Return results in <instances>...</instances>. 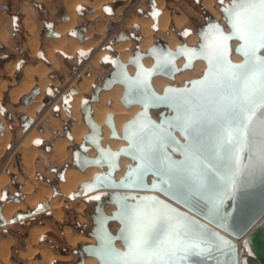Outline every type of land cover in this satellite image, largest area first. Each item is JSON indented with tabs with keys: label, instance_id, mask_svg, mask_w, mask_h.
<instances>
[{
	"label": "water",
	"instance_id": "1",
	"mask_svg": "<svg viewBox=\"0 0 264 264\" xmlns=\"http://www.w3.org/2000/svg\"><path fill=\"white\" fill-rule=\"evenodd\" d=\"M233 7V0L220 7L223 24L212 16L206 18L195 31L196 45L187 44L183 37V42L173 49L161 41L145 51L133 49L126 61L115 56L102 82L93 86L89 100L81 99L80 111L87 131L72 151V163L83 172L88 167L99 170L78 185L80 196H90L95 201L89 214L90 227L84 230L94 242L78 244V258L73 264H85L83 255L94 257L98 264H123L112 250L128 251L126 241L131 243L133 215L137 212L163 217L162 241L182 233L181 239L197 245L179 264H264V135L257 123L253 137L229 147L216 123L221 98L229 96L233 89L244 88L242 81L221 79L236 71L229 65L245 62L248 51H237L244 41L234 34L230 23L229 10ZM151 16L155 19V13ZM74 34L82 40L81 32ZM49 35L56 33L50 30ZM221 36L229 39L221 40ZM233 53L240 60H233ZM217 56L223 59L218 60ZM147 57L151 59L149 66L143 63ZM255 57L264 59V48L258 49ZM180 58L183 61L178 65ZM197 60L205 63L199 76L182 85L167 84L160 92L153 87V77L172 80L177 73L192 68ZM129 66L133 67L132 73ZM116 84L122 86L120 103L126 108L138 105L139 110L123 123L120 134L113 113L106 112L104 125L109 129V138L125 142L113 149L101 143L102 126L92 117L91 103L99 100L100 91ZM33 94L34 91L30 97ZM153 97L167 99L156 102ZM152 110H160L157 117ZM260 111L264 108H258V114ZM185 118L203 125L195 153L188 148L191 138ZM67 136L72 138L69 131ZM158 145V159L146 165L147 157ZM92 148L93 156L88 154ZM121 158L130 162L115 178L121 169ZM60 179L64 180L63 173ZM106 204L114 207L109 213L104 210ZM110 222L118 224L114 232L109 228ZM237 240L242 241L238 244Z\"/></svg>",
	"mask_w": 264,
	"mask_h": 264
},
{
	"label": "rangeland",
	"instance_id": "2",
	"mask_svg": "<svg viewBox=\"0 0 264 264\" xmlns=\"http://www.w3.org/2000/svg\"><path fill=\"white\" fill-rule=\"evenodd\" d=\"M0 1L4 3L5 1H10V0H0ZM54 1H55V3L56 2L58 3V1H60V0H54ZM214 1H215V4H214L212 9L215 12H217L218 17L217 16L216 17L220 21L223 22L221 12L219 10V8L221 7V4H222V0H214ZM76 5H78V3ZM76 5H75V7H76ZM178 7H180L179 8L180 12H178V15L184 17V19H183L184 21L182 22V24L179 28L183 27V24L186 22V20L189 17H191V18L189 19V21H187L185 23L184 27H189L191 29H194L196 24H199L202 22L201 16L198 13V9H197L198 6L194 5L192 2H189L188 0H181V1L180 0H164V8L167 10L170 11L171 9H175L174 13H176V11H177L176 8H178ZM205 7L206 6H204V8ZM37 9H38V7L35 8V10L33 11L32 14H33L34 21L37 25V31H38L39 36H40L39 37L40 42L42 43L44 38H46L45 36H49V32L51 30V28H49V30L46 31V27L53 25V23L56 21V18L58 15H56V13L53 15L52 14L48 15L45 12H42L41 10L39 11ZM118 9H119L121 16H123L125 14V12H128L127 16L122 21L120 20V18H119V20H116V17H117L116 13H114L113 16H110L107 14L104 6L99 5L100 13H99V15H97V17H95L93 19V25H94V23H97L96 26H98V27H96V26L95 27L102 29L103 38L100 36V34L95 32L92 36V39L95 40L94 46H92L93 48L90 47L89 49H86L85 51H83L82 50L83 47H78L81 49L76 50L77 49L76 48L75 54L74 55L71 54L72 56H70V57L69 56L67 57L66 56L67 54L66 55L60 54L61 51L58 52L57 50H55V56H56V58H58L61 65L64 64V65H62V66H64V68L60 67L59 70H57V72H56V76L54 78H52L53 72L51 71V69H48V67H47L48 65H46L47 69L45 70L46 72H44V74L47 75V78L50 77L54 80L55 86H53L51 84H48L47 86L45 85L46 87L43 89V94H42V98L40 100V103L37 106V108L35 109V114H34L35 118L34 117L32 118L26 114H25L26 116L24 117V119L21 118L22 115H24L23 114L24 111L21 109V107L25 106L26 99H28L29 101H32V97L26 98V95L32 93L34 91V89L37 90L36 88L33 87L34 81L32 79V76L35 75V73L31 76V79H32L31 88L25 94H23L20 98L19 97L17 98L18 102H17V100L15 101V102H17L15 104V106H17V110L15 108H12V106L9 105L8 102L4 99V97H5L4 94L2 95V99L0 100V109H1V113H2L3 117L0 119L3 123V125L5 126V128L8 130L9 136H8L7 141L4 144L5 149H3V152H1L2 154L0 155V173L2 174L1 176H6V175L10 176L11 172L9 171V169H11L18 162L19 154H20V160H21V154L28 149L27 147H24V145H22V141H21L20 136L22 134H24V132H26L30 127H32L35 131H40L43 127L58 128L59 130L54 129L55 131L54 130L52 131L51 137L52 136L56 137L57 135L64 133L65 131L67 132V130L69 129L70 123L72 121V118L70 117V110H69V99L71 97V94L74 93L73 90L75 89V84L78 81H80L83 76L88 75L87 73H89L93 77V81L91 84V87H92L93 83L99 82L103 78V76L107 74V72L111 68V60L113 58H115V56H120L119 54H121L120 51H117L113 47L114 43L127 40L129 43H128V46L125 48L127 50H130L131 54H132V49L139 48V46H138L139 40L135 41L132 36L135 34L141 38L142 33L139 31V25L138 24L130 22L131 18L133 16H141V15L144 16L145 13L151 15L152 13L158 12V8L156 7L155 0H120L119 5H117V7H116V12ZM206 10L207 11L209 10V13H211L214 16V13L212 10H210L208 8ZM129 11H130V13H129ZM5 13H6V10H5V12L0 13V14L2 15ZM190 14H191V16H190ZM75 21H76V18H75ZM78 21H79L78 25L76 26V28H74L75 30H71V31H74V32L76 30L82 31L84 29L83 26L85 25V22L87 21L86 17H83L82 15H80V18ZM74 24H73V26H74ZM154 25L155 24L152 22V25H151V29L153 31L152 41H154L155 37H158V38L162 39L163 41L167 42V37H168L167 30L162 31V30H159L158 28L154 29L153 28ZM95 27H94V29H95V31H97ZM168 28H169V31L174 33L175 35H176L177 31L181 30V29L180 30L177 29L172 22L168 23ZM45 31H46L45 34H47V35L41 33V32H45ZM71 31H68L67 34H69V35L72 34ZM120 31H124L128 34V36H126L125 39H123V40H118L119 35H120L119 34ZM99 45H100V47H99ZM16 48L18 49V46ZM99 51L101 52L99 58L96 59V57H92V54L94 52L98 53ZM0 53H1V51H0ZM61 53H63V52H61ZM233 54L235 55V53H233ZM7 56H9V55H7ZM28 58L29 57H27V58L25 57L24 59L27 61H24L23 59H21V57H19V59H17V62H16L15 73L12 74L11 77H8V76L3 74L2 78H4L5 80H10L11 86L15 87V86H17V84L19 82L18 77L20 75V69L22 67L23 62H28V63L33 64V63L37 62V60L46 61V59L43 56L40 48H39L37 55L33 56V58H29V59ZM3 59H5V57L0 56V64L2 63ZM68 70H70V71H68ZM76 73H77V75L75 76L74 74H76ZM199 75H197V76H199ZM24 76H25V78L30 77V76H26L25 74H24ZM197 76H195V77H197ZM167 80H168V84H174L173 80L168 79V78H167ZM20 81H21V79H20ZM35 81H36V79H35ZM70 82H71V84H69ZM24 83H25V79L23 80L21 85ZM66 85H69V86H66ZM91 87L88 89V94H89V91L91 90ZM36 92H38V91H36ZM35 94H37V93H35ZM159 111L160 110H152L153 116L157 117V114ZM8 113H11V118H9V119L6 117V115ZM28 119H31V123H28V121H29ZM34 120H36L35 121L36 123L34 122ZM81 120H82V117H81ZM9 130H11L12 134H10ZM37 136H38V138H36ZM67 138L69 139V137H67ZM36 141H38V143L41 144L38 146H43L44 140L40 139L39 134H38V135L34 136V138L31 141L30 146H34V148L36 149V157H35L34 162H33L34 169L36 167L35 175L41 181H43V179H44V178L42 179V177H41V175H43L49 181L48 183L49 184L51 183V185H49L45 181H43V183H42L41 181L38 180V178L36 176H34L33 180H31V183L33 186L30 184L32 187V193H34L36 190L42 189L43 187H46V188L49 187V188L53 189L56 196L58 197V202L60 203V206H59L60 214L58 217H55V218L51 214V217L48 218V220L50 221L51 230L48 229V230H46L45 233L40 234V236H39L40 242H38V240H37V243L32 244L29 249L32 250L35 247L36 248L38 247V248H41L45 251L52 252L55 258H50V261L48 264H73V261H75L76 258H75L74 254L69 252V250L75 249L76 246H78V244H80V242L78 244L74 245L73 247H70L68 245L67 234L70 233L69 234L70 236L77 235L78 234L77 229L80 230V233H81L82 232L81 228L89 222V214L92 212V208H91L92 205L90 204V198L91 197L90 196H87V197L80 196L78 188L75 191L68 194L67 196H63L61 193H59L58 183L61 180L57 179L54 176V173H52V171H49L48 168H49V165H52L51 170H54V172H56L55 170L60 169V166H57V165H60L61 163H63V161L49 162V160L45 156V153L38 149V148H41V150H42L43 147H36L37 146ZM75 144H76V142L69 141V143L66 145V147H67L66 152L68 153L67 158L69 160H70V156H71L70 152H71V150H73L75 148L74 147ZM46 161H48V162H46ZM48 163H50V164H48ZM37 170L39 171L38 173H37ZM33 172H34V170H33ZM63 172H64V169H63ZM39 173H40V175H39ZM32 175H33V173H32ZM27 178H28V176H27ZM14 183H16V181L11 179L10 182L5 184V186L1 188V200L4 198H7L6 196H3V190H5V189L14 190L15 191L14 193L20 199H22V197H24L25 194L19 193L18 188ZM0 186H2V184ZM33 190H34V192H33ZM35 193H38V192H35ZM48 197H50V196H47L46 199ZM52 197H54V196H52ZM25 199H26V195H25ZM24 203L28 204L24 200L22 205L19 207V209H21L23 207ZM35 204H36V202H34L33 204H29V205H31V207H33V205H35ZM28 207L29 206L26 205L27 209H28ZM112 208H113V205H111V204H107L105 206L106 212L110 211ZM40 216H41V214H40ZM35 218H37V217H35ZM48 220L46 219V221H48ZM90 222H91V220H90ZM30 226L31 225H29V224H25L16 235H15L14 230L9 231V232H11V234L14 237L17 236L13 242L12 247H11V252H12L11 261L13 262V264H28L29 262H33V260L38 258L37 255H33L31 258H26L24 256L23 257L18 256V253L16 252V249H18V250L24 249V247H25L24 239H25V236H27V229ZM46 227L48 228L47 224H46ZM89 227H87L86 229H89ZM117 227L118 226H117L116 222H110V228H111L112 232H114L117 229ZM68 228H70V232L64 233L63 232L64 229L67 230ZM14 229H17V228H14ZM75 229H76V231H75ZM4 235H5V231H3V230L0 231V238H2V236H4ZM81 243H84V242H81ZM62 254H66V258L68 257L67 254H70L72 256V258H71L72 260L71 259L70 260H64V259L60 260L59 259L60 257L62 258L63 256H65ZM0 264H2V263H0Z\"/></svg>",
	"mask_w": 264,
	"mask_h": 264
},
{
	"label": "bare ground",
	"instance_id": "3",
	"mask_svg": "<svg viewBox=\"0 0 264 264\" xmlns=\"http://www.w3.org/2000/svg\"><path fill=\"white\" fill-rule=\"evenodd\" d=\"M104 1H106V0H90V1H87V0H64V5L66 8V12L69 16V19L65 22H62V23L59 22V24L54 28L55 31H57L60 36L56 37L50 41L51 42V48L48 47L49 48V50H48L49 56L48 55L47 56L50 57L48 59L50 60L51 63L57 64V62L54 58V53H53V51L55 49L65 53L67 55H71L74 53L75 49L78 47H83L82 49H89L90 47L94 46L95 40L90 38L91 32L94 30V28H92V27H89L88 31L86 32V36L88 37V40L85 42H82V43H79L77 40H75L72 37L66 36L65 33L75 23L76 13H75L74 7L77 3H85L89 6H91L94 9V11L89 15V17H90V19H93L95 16L99 15V13H100L99 5L101 3H103ZM155 3H156V7L159 9L155 20H153L152 17H150L149 15H144V16L141 15V16H133L131 18V21H130L131 23L138 24L139 25V31L142 33V37L138 41V46H139V49L141 51H145L146 48L153 43V41H152L153 31L151 29L152 22L156 25V27L159 30H162V31L167 30V32H168L167 44L169 45L170 48L173 49L176 45H179L183 42V39L178 38L174 33L169 31L168 23L173 22V24L176 26V28H179L181 26L182 22L184 21L183 20L184 17L179 16V15L175 14L174 12H171V11L165 9L164 8V0H155ZM203 3L208 9L213 11L215 17L216 16L218 17L217 12H215L212 9L214 4H215L214 0H203ZM127 13L128 12H125V14L123 16H121L119 9H118L116 12V14H117L116 20H119V18H120V20L122 21L127 16ZM129 13H130V11H129ZM27 19H29V18H27ZM28 22H30V21H28ZM221 23L223 24L222 21H221ZM28 25H29L28 28H29V33H30L29 39L34 40V43H36L37 40L35 41L36 35L33 33V25L32 24H28ZM96 27H98V26H96ZM96 30H97L98 34H100V36L103 38L102 29L96 28ZM225 30L227 31L228 28H225ZM197 41H198V36L196 35V32H192L190 35H188L185 38V42L189 45H196ZM26 43H28L30 45V41L26 42ZM128 43L129 42L127 40H124V41L116 42L113 45V47L117 51H120L121 54H119V55L123 61H126L127 57H129L131 55V51L127 50L125 48L128 46ZM235 44H236V42H233L232 46H234ZM99 47H100V45H99ZM31 49H30V51H31ZM34 49H36V47H34ZM100 54H101L100 51L98 53L94 52L92 54V57H96V59H97V58H99ZM231 58L235 61L240 60V56H238L237 54H235V55L232 54ZM182 61H183L182 58L178 59L177 64L180 65L182 63ZM143 63L146 66H149L151 64V59L147 57V58L143 59ZM204 67H205L204 61H202V60L195 61L193 63L192 68L186 69L184 71L177 73L174 76V79H172L173 83L175 85H181L184 80H189V79L195 78V76L199 75L203 71ZM128 70L132 73L133 67L129 66ZM44 72H45V68L40 67V66L27 67V68L24 67L23 73L26 76H30V77L25 78L24 84H22L21 86H18L16 88H13L8 92L9 97H10L9 99L12 102H15L21 94L26 93L31 88V86H32L31 76L34 73L38 75L37 86L39 89V93L37 95H35L33 100L30 101L29 103H27V105L21 107V109L26 113V115H28L32 118L33 117L35 118V116H34L35 109L37 108V106L40 103V100H41L42 94H43V89L45 88V85L48 81L47 78L45 77ZM77 73L74 75L76 76ZM92 81H93L92 75L88 74V75L83 76L82 79L75 84L76 92L71 94V97L69 99L70 117L74 121V123L69 128V131H70L72 138H69V139L67 137L57 138L54 141V154L53 155L62 156L64 154H66V149H67L66 145L69 143V141H74L76 143H79L81 141L83 133H85L87 131L86 125L81 120L82 114L80 111V106H81V99L88 96V89L91 87ZM69 84H71V82ZM152 84H153V87L157 91L160 92L162 90L163 86L168 84V80L166 77L155 76L152 78ZM66 86H69V85H66ZM121 93H122V86L119 84H116L109 90L100 91L99 100L91 103V106L93 109L92 117L97 123H99L102 126V141H101V143L103 145L109 144L111 146V148H113V149H117L120 145L124 144L125 142L123 140H116V139H110L109 138V129L104 125V119H105L106 112L113 113L115 127H116L118 133L120 134L121 127H122L123 123L127 119L131 118L139 110L138 105H134L130 108L124 107L119 101V97H120ZM27 95H31V93L27 94ZM0 96H1V92H0ZM35 121L36 120H34V122ZM3 129H4L3 133L0 134V153L5 148L4 144L7 141L8 136H9V132L5 128L4 125H3ZM36 135H38V132L35 131L32 127H30L26 132H24V134H22L20 136L21 141H22V145H24V147L28 148L26 151H24L21 154V161L25 164L24 170H25L28 178H31L33 170H34L33 162H34V159L36 157V149L34 148V146H30V145H31L32 139ZM88 154L93 156L95 154V150L93 148L90 149L88 151ZM129 162H130V160L127 158H121L120 159L121 169H120V171H117L115 173V178H118L122 175V173L124 172V169H125V164L129 163ZM98 170L99 169L97 167H88L83 172V171H81V170H79L73 166L68 167L64 171V175H63L64 180H62L58 183L59 193H61L63 196H67L68 194H70L71 192L75 191L78 188L79 183H81L82 181L91 179L92 174ZM5 181H7L6 177L1 176L0 177V185L2 183L4 184ZM22 191L26 195L25 201L28 204H33L34 202H36V203L37 202H44V201H46V197L51 196V194H52V189L49 187L41 190L39 193H32V187L29 183L22 186ZM22 203L23 202L12 203L11 201H5L2 205V208H1V211H2L3 215L5 216V219L11 218L13 212L15 210L19 209V207L22 205ZM47 204H48V206H47L48 209L51 210L52 216L54 218L58 217L60 214V210H59L60 209L59 208L60 203L58 202V197L57 196L51 197V199L48 200ZM110 211H108L107 213H109ZM117 226H118V224H117ZM109 228H110V223H109ZM46 230H48L46 225L41 226V227H36V228L34 227V229H31V231L29 232V235L27 237V240H25L26 244L28 245V248H29L30 244H33V243L35 244L37 242V240L39 239L40 234L45 233ZM63 232L64 233L70 232V228H68L67 230L64 229ZM77 233H78L77 235H73V236H70L69 235L70 233L67 234L68 245L70 247H73L74 245L78 244L79 242L80 243L81 242H84V243L94 242V239L92 237H88L85 234L83 235L80 232H77ZM241 241L242 240H237V243L240 244ZM6 245L7 244L3 243L2 248H4V249H2L1 247L0 248L2 249L1 251H2V255H3V259H5V262H6L5 264H9L7 261L8 253H7V250L5 248ZM116 245L121 247V245L118 241L116 242ZM24 255L27 258H31L33 255H40V259H37L33 262H29L28 264H48L50 261V258H55L52 252L45 251L41 248H34L32 250L29 249V251L23 253V256ZM67 255H68L67 258H66V254H65V256H63L62 258L60 257L59 259L60 260L61 259L70 260L72 258V256L70 254H67ZM83 260H84L85 264H98L97 260L94 257L83 255ZM256 264H259V263L257 262Z\"/></svg>",
	"mask_w": 264,
	"mask_h": 264
},
{
	"label": "snow or ice",
	"instance_id": "4",
	"mask_svg": "<svg viewBox=\"0 0 264 264\" xmlns=\"http://www.w3.org/2000/svg\"><path fill=\"white\" fill-rule=\"evenodd\" d=\"M233 5L234 7L229 10L230 23L234 34L244 41V45L237 51H244L245 48L248 51L245 52L246 59L243 64L229 65L236 71L221 77V79L244 83L243 89L239 91L233 89L229 96L221 98L223 103L216 114L219 135L229 147L237 146L253 137L257 123L260 125L261 135H264V111L258 114V108H264V59L255 57L256 51L264 48V0H233ZM220 39L226 41L229 37L221 36ZM217 59L223 58L217 56ZM153 99L160 102L167 97H153ZM177 119L180 117L178 116ZM185 119L188 135L191 138L188 148L195 153L198 150L203 125L201 122ZM159 148L158 145L147 157L146 165L158 159ZM262 163H264V149H262ZM132 224L131 243L128 244L126 241L128 251L120 253L118 250H112V254L122 259L123 264H179V261L197 248L196 244L181 239L182 233L162 241L161 233L165 229V221L163 217H157L155 214L137 212L133 215Z\"/></svg>",
	"mask_w": 264,
	"mask_h": 264
},
{
	"label": "crops",
	"instance_id": "5",
	"mask_svg": "<svg viewBox=\"0 0 264 264\" xmlns=\"http://www.w3.org/2000/svg\"><path fill=\"white\" fill-rule=\"evenodd\" d=\"M87 1H90V0H87ZM119 2H120V0H106V1L103 2L104 4L101 3L100 5L104 6V8L106 9V12H107L108 15L113 16L114 15V11L116 12L117 5H119ZM200 3L203 5V7L205 6L204 3H203V0H200ZM3 5L5 7L6 13L2 14V15L0 14V51H1L0 56L1 57L4 56L5 59H3L2 63L0 64V75H1L0 76V92H1L0 100L2 99V95L4 94V96H5L4 99L8 102V104L11 105L12 108H15L17 110V106H15V104L18 102V100H17V102H12L9 99L10 97H9L8 92L11 89L20 86L21 83L23 82V80L25 79V76H24V73H23L24 67L27 68V67L40 66V67L45 68V70H46L47 69L46 65H48L47 66L48 69H51V71L53 72V77L52 78H54L56 76V72H57V70H59L60 67L64 68V66H62L64 64L61 65L59 60H58V58H56V56H55V50L56 49L53 51V53H54V58H55L57 64L56 63L54 64V63L50 62V60L48 59V58H50V57H48L49 56L48 55L49 54L48 53V50H49L48 47L51 48V42L50 41L52 39L60 36L59 33L57 31H55L54 28L59 24V22L62 23V22L67 21L69 19V16H68V14L66 12V8H65V5H64V0H60V1H58V3L57 2L55 3L54 0H10V1H5L3 3ZM36 7H38L37 10H39V11L41 10L42 12H45L48 15H51V14L53 15L55 13H56V15H58L57 18H56V21L53 23V25H51L49 27V28H51V30L53 32L56 33V35L55 36L54 35L45 36L46 38H44L42 43L40 42V38H39L40 36H39L38 31H37V25H36V23L34 21L33 14H32ZM179 8L180 7L176 8L177 9V11H176L177 15H178V12H180ZM205 8L207 9V7H205ZM74 10H75V13H76V21H75L74 26L72 28H70L68 31L75 30L74 28H76V26L78 25V22H79L78 20L80 18V15H82L83 17H86L87 21L85 22V25L83 26L84 29L82 31H80V30H76L75 32L71 31L72 34H70V35L67 34V32H68L67 31L66 32V36L72 37L75 40H77L79 43H82V42H85V41L88 40V37L86 36V32L88 31V28L89 27L94 28L96 26L97 23H94V25H93V19L95 17H97V16H95L93 19H90L89 15L94 11V9L91 6H89V5L85 4V3H78V5H76V7H74ZM158 11H159V9H158ZM157 14H158V12L155 13V19H156ZM144 15H149V14L145 13ZM149 16L152 17L151 15H149ZM27 18H29V19H27ZM155 19H153V20H155ZM27 20L30 21L31 23L28 22ZM187 21H188V19L186 20V22ZM185 23L183 24L182 28H184ZM28 24H32L33 25V33L36 35L35 41L37 40L36 43H34V40L29 39L30 33H29V28H28L29 25ZM154 26H156V25H154ZM182 28H177V29L180 30ZM78 31L81 32L82 40H79V39H77L75 37L74 33L78 32ZM95 32L98 33L97 31H95V29L91 32V37H90L91 39H92V36H93V34ZM45 35H47V34H45ZM29 41H30V45L28 43H26V42H29ZM16 45L18 46V49L16 48L17 47ZM34 47H36V49H34ZM39 48H40L43 56L45 57L46 61L37 60V62H35L33 64L32 63H28V62H23L22 67L20 69V75L18 77L19 82H18L17 86H15V87L11 86L10 80H5L4 78H2L3 74L8 76V77H11L12 74L15 73V71H16V62H17V59H19V57H21V59H23L24 61H27L24 58L25 57L26 58L27 57L33 58V56L38 54ZM30 49H31V51H30ZM78 49H81V48H77L76 50H78ZM76 50L74 51V53L72 55L75 54ZM82 50L85 51L86 49H82ZM57 51L60 52L59 50H57ZM60 54L66 55L65 53H61V52H60ZM7 55H9V56H7ZM72 55H66V56L70 57ZM68 71H70V70H68ZM87 74H89V73H87ZM45 76L47 78V75H45ZM52 78H50V77L47 78L48 82L46 83V86L48 84H51V85L55 86V82H54V80ZM20 79H21V81H20ZM32 79L34 81V86L33 87L37 89V90L34 89V94L31 96L32 100H33L35 95H37L38 92H39L38 86L36 84L37 81H38V75L37 74L33 75ZM35 79H36V81H35ZM36 91H38V92H36ZM35 93H37V94H35ZM22 95L23 94H21L19 96V98ZM29 102L30 101L27 99L25 101V105H27V103H29ZM23 114L24 115H22V117H21L22 119H24L23 117L26 116L25 112H23ZM2 117L3 116H2V113H1V109H0V118H2ZM6 117L8 119L11 118V113H8L6 115ZM72 121L70 123V126L74 123V121L73 122ZM0 125H1L0 134H2L4 129H3V123L1 121V119H0ZM70 126H69V128H70ZM54 129L59 130L58 128H55V127L54 128L53 127L52 128L51 127H49V128L48 127H43L40 131H37L38 134H39V138L43 139L44 141H43V146H38L36 144L37 142L35 144L37 145L36 147H43L42 150H41V148H38V149L45 153V156L47 157L49 162H52V161H58V162L59 161H63V163H65V166H64V171H65L68 167H71V166L74 167V165L72 163L73 162L72 161V155L70 156V160H69L67 158V156H68L67 152H66V154H64L62 156H56V155H53V154H54V141L57 138H60V137H68L67 136V132L65 131L66 133L64 132V133H61V134L57 135L56 137H54V136L51 137L52 131ZM9 131H10V134H12L11 130H9ZM67 131H69V129ZM36 138H38V136ZM50 139H51V141H50ZM77 144L78 143L75 144V146H74L75 148H76ZM73 150H71V153H72ZM66 151H67V149H66ZM1 154L2 153H0V155ZM46 162H48V161H46ZM48 164H50V163H48ZM24 169H25V164H23L22 161L20 160V154H19L18 162L11 169H9V171L11 172V175L10 176L6 175L5 177H6L7 181H5L4 184L2 183V186H0V231H2V230L5 231V235L2 236V238H0V247L2 248L3 243L7 244L5 248H6L7 253H8L7 261H8L9 264H13V262L11 261V254H12L11 247L13 245L14 240L17 237V236L14 237L11 234V232H9V231L14 230L15 235H16L25 224L31 225L27 229V236H25V239H24V245H25L24 249L23 250L16 249V252L18 253V256H22L23 257V253L29 251V248L32 245V244H30L29 248H28V245L26 244V241H25V240H27V237H28L29 232L31 231V229H34V227L35 228L36 227H41V226H44V225L47 224L48 229L51 230L50 221L48 220V218L51 217V210L48 209L47 202H48V199H50L52 196H56V194H55L53 189H52L51 196L48 197L46 199V201L37 202L35 205H33V207H31V205H29V204H25L24 203V205H23V207L21 209L15 210L13 212L11 218L5 219V216L3 215L2 211H1L2 205H3V203L5 201H11L12 203H17V202L19 203V202H23L25 200V195H24V197H22V199H20L14 193L15 191L11 190V189H5L4 190L6 192V197L7 198H4V199L1 200V188L4 187L5 184L10 182L11 179L16 181V186L18 188V191H19V193H22V194H24L23 191H22V186L23 185H25L26 183H29V184L32 185L31 180H33V177L36 176L35 175L36 167L34 169V172H33V175H32L31 178H27V174H26ZM0 175H2V174L0 173ZM38 180L41 181L39 178H38ZM43 181H45V180L43 179ZM43 181H41V182L43 183ZM45 188L46 187H43L42 189L36 190L35 192L39 193L41 190H43ZM33 192H34V190H33ZM26 205L29 206L28 209L26 208ZM40 214H41V216H40ZM35 217H37V218H35ZM46 219L48 221H46ZM14 228H17V229H14ZM38 242H40L39 239H38ZM1 248H0V251L2 249H4V248H2V249ZM24 257H26V256L24 255ZM37 257H38L37 259H40V255H37ZM37 259H35V260H37ZM35 260H33V261H35ZM0 263H2V264L6 263L5 259H3L2 251L0 252Z\"/></svg>",
	"mask_w": 264,
	"mask_h": 264
},
{
	"label": "flooded vegetation",
	"instance_id": "6",
	"mask_svg": "<svg viewBox=\"0 0 264 264\" xmlns=\"http://www.w3.org/2000/svg\"><path fill=\"white\" fill-rule=\"evenodd\" d=\"M181 1V0H180ZM189 1V0H188ZM230 0H222V4H221V6H223V5H225L226 3H228ZM189 2H191V1H189ZM220 9V8H219ZM208 12H209V10H208ZM114 13H116L115 11H114ZM210 15L212 16V17H214L211 13H210ZM190 16H191V14H190ZM191 17H189L188 18V21H189V19H190ZM214 18H216V19H218L217 17H214ZM114 20V19H113ZM219 20V19H218ZM205 21H206V19H205ZM220 21V20H219ZM112 22V21H111ZM220 23H221V21H220ZM200 27V26H199ZM197 30V28L196 29H191V28H189V27H184V28H182L180 31H178L177 33H176V35L179 37V38H181V39H183V37H187L188 35H190L192 32H195ZM120 35H119V38H118V40H123V39H121V36L123 35V36H128V34L126 33V32H124V31H120V33H119ZM133 37V39L135 40V41H137V40H139L140 39V37L139 36H137V35H133L132 36ZM161 41H163L162 39H160V38H158V37H155L154 38V41H153V43H157V42H161ZM133 50V49H132ZM114 59V58H113ZM112 59V60H113ZM111 60V61H112ZM111 69V68H110ZM109 69V70H110ZM109 72V71H108ZM107 72V73H108ZM107 75V74H106ZM105 77V75L103 76V78ZM103 78L99 81V82H95V83H93V85H92V87H91V90L89 91V94H88V96L87 97H85L84 99H85V101H88L89 100V98L91 97V95L93 94V92H94V90H93V86L95 85V84H99V83H101L102 82V80H103ZM50 141H51V139H50ZM77 146V145H76ZM48 147V146H47ZM71 153V152H70ZM71 155H72V153H71ZM64 175V174H63ZM49 184V183H48ZM49 185H51V183L49 184ZM90 204L92 205L91 206V208H92V210H93V205L95 204V201L93 200V199H91L90 198ZM107 205V204H106ZM105 205V206H106ZM105 206H104V210H105ZM106 211V210H105ZM107 213V212H106ZM90 224H91V222H90V218H89V222L87 223V224H85L82 228H81V233H83V234H85L84 233V230L87 228V227H89L90 226ZM75 231H76V229H75ZM80 232V230H78L77 229V232ZM87 236V235H86ZM72 249V248H71ZM78 249V246H76V248L75 249H72V250H69V252L70 253H72V254H74L75 255V258L77 259L78 258V255L76 254V252H75V250H77ZM62 255H65V254H62ZM75 259V260H76Z\"/></svg>",
	"mask_w": 264,
	"mask_h": 264
},
{
	"label": "trees",
	"instance_id": "7",
	"mask_svg": "<svg viewBox=\"0 0 264 264\" xmlns=\"http://www.w3.org/2000/svg\"><path fill=\"white\" fill-rule=\"evenodd\" d=\"M189 1H191L194 5H196V6H198L197 7V9H198V13L200 14V16H201V20H202V22L201 23H199V24H196V26H195V28L194 29H196V28H198L199 26H201L204 22H205V19L207 18V17H209V16H211L210 15V13L202 6V4L200 3V0H189ZM171 12H174L175 11V9H171L170 10ZM49 27L50 26H48V27H46V31H48L49 30ZM46 31L45 32H41L42 34H45L46 33ZM27 97H30V95H26V98ZM37 142V145H40L39 143H38V141H36ZM51 166V167H50ZM56 166V165H55ZM57 166H60V169L59 170H55L56 172H54V170H51L52 169V165H49V171H52V173H54V176L57 178V179H59V180H61L60 179V177H61V175H62V172H63V169H64V166H65V163H61L60 165H57ZM39 171L37 170V173H38ZM39 175H40V173H39ZM41 177H42V179L44 178L45 179V181L48 183L49 181L43 176V175H41ZM15 185H16V183H14ZM3 196H6V192L3 190ZM12 197V196H11ZM10 198V197H9Z\"/></svg>",
	"mask_w": 264,
	"mask_h": 264
},
{
	"label": "built area",
	"instance_id": "8",
	"mask_svg": "<svg viewBox=\"0 0 264 264\" xmlns=\"http://www.w3.org/2000/svg\"><path fill=\"white\" fill-rule=\"evenodd\" d=\"M5 12V7L3 5V2L0 1V13Z\"/></svg>",
	"mask_w": 264,
	"mask_h": 264
}]
</instances>
